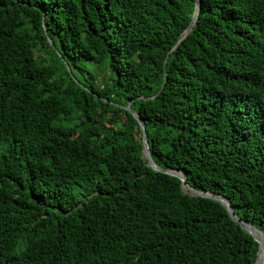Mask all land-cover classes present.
I'll use <instances>...</instances> for the list:
<instances>
[{
    "label": "trees",
    "instance_id": "1",
    "mask_svg": "<svg viewBox=\"0 0 264 264\" xmlns=\"http://www.w3.org/2000/svg\"><path fill=\"white\" fill-rule=\"evenodd\" d=\"M199 2L0 0V264H255L129 112L264 233V0Z\"/></svg>",
    "mask_w": 264,
    "mask_h": 264
},
{
    "label": "water",
    "instance_id": "2",
    "mask_svg": "<svg viewBox=\"0 0 264 264\" xmlns=\"http://www.w3.org/2000/svg\"><path fill=\"white\" fill-rule=\"evenodd\" d=\"M199 6H200V2H199V0H196L195 15H194L189 27L184 31V33L179 38L176 47L178 46V44L182 40H184L189 35L193 26L195 25V23L197 21V12L199 11ZM126 109L129 111L128 107ZM129 112L134 117V119L137 121V123L139 125V129H140L141 137H142L141 157H142V159L145 160L146 166L149 167L153 172L164 174V175L178 179L180 181V184H181V191H182L183 195H188L190 197H195V198L207 199V200H211V201H214L216 203H219L226 210V212L230 216L231 220L234 221L236 224H238L240 226V228L245 233H247L249 236H251L252 239L254 240V242L257 244L258 251H257V255H256L255 264H264V247L261 244V240L264 239V233L259 231L258 229H256L252 225L240 220L234 214V211H233V208H232L230 202L227 201L226 199H224L223 197H221L217 194L211 193V192H207V191H198V190H195L194 188L190 187L187 184L186 176L184 175L183 172L175 171V170H164V169L159 168L154 163V161L151 157V153L149 150V144H148V137L146 135L145 125H144L143 121L134 112H131V111H129Z\"/></svg>",
    "mask_w": 264,
    "mask_h": 264
},
{
    "label": "bare ground",
    "instance_id": "3",
    "mask_svg": "<svg viewBox=\"0 0 264 264\" xmlns=\"http://www.w3.org/2000/svg\"><path fill=\"white\" fill-rule=\"evenodd\" d=\"M261 244L264 247V239L261 240Z\"/></svg>",
    "mask_w": 264,
    "mask_h": 264
}]
</instances>
